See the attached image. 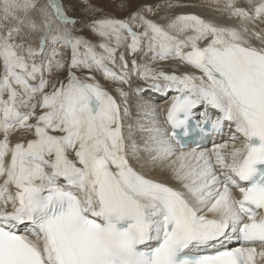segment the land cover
Returning <instances> with one entry per match:
<instances>
[{
  "label": "snow or ice",
  "instance_id": "1",
  "mask_svg": "<svg viewBox=\"0 0 264 264\" xmlns=\"http://www.w3.org/2000/svg\"><path fill=\"white\" fill-rule=\"evenodd\" d=\"M104 2L0 0V264H264V0Z\"/></svg>",
  "mask_w": 264,
  "mask_h": 264
},
{
  "label": "bare ground",
  "instance_id": "2",
  "mask_svg": "<svg viewBox=\"0 0 264 264\" xmlns=\"http://www.w3.org/2000/svg\"><path fill=\"white\" fill-rule=\"evenodd\" d=\"M144 2H147V0H143ZM157 0H154V2H156ZM166 2V0H165ZM164 2V3H165ZM173 2H176V0H173ZM180 2L185 3V4H198V3H202L204 2V0H180ZM175 11L177 12H190V13H196L199 14L203 17H210L212 15V12L210 9L207 8H200V7H185V8H180V9H176ZM102 83H104L103 81H101ZM137 83H141L140 81H137ZM106 87L109 88V90H111L109 86H107L105 84ZM149 94H154V93H146L145 96L148 97ZM157 104H159L160 106H164V101H157L155 100ZM151 168V165H147L144 169L145 173L149 176H151L152 178H155L159 181L162 182H166L170 185H175V182L170 179L169 175L167 173H162L159 170H149Z\"/></svg>",
  "mask_w": 264,
  "mask_h": 264
},
{
  "label": "rangeland",
  "instance_id": "3",
  "mask_svg": "<svg viewBox=\"0 0 264 264\" xmlns=\"http://www.w3.org/2000/svg\"><path fill=\"white\" fill-rule=\"evenodd\" d=\"M94 2L101 3L103 5V7L110 14L115 15L117 17H123V16H126L127 15L126 12L117 11L115 5L105 3L104 0H94ZM157 2L164 3L165 0H157L156 2H154V0H147V2H144L143 0H133L131 7L134 9V8L138 7L139 4H141V3H157ZM65 3H67V0H65ZM68 14L70 16H72V17H80L81 16V12H80L79 4H75L74 7H70L69 10H68ZM107 86H109V85H107Z\"/></svg>",
  "mask_w": 264,
  "mask_h": 264
}]
</instances>
